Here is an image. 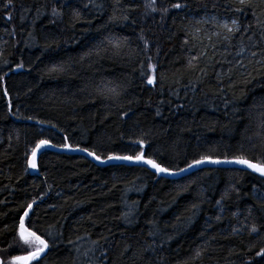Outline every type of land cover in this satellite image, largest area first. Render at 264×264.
I'll return each mask as SVG.
<instances>
[{"label":"trees","instance_id":"1","mask_svg":"<svg viewBox=\"0 0 264 264\" xmlns=\"http://www.w3.org/2000/svg\"><path fill=\"white\" fill-rule=\"evenodd\" d=\"M7 2L0 256L26 254L15 229L35 200L29 226L50 245L40 264H264V177L251 170L205 167L171 179L51 150L38 156V175L29 169L40 140L102 158L135 155L144 140L145 155L174 171L202 156L264 158V23L234 12L235 0H156L155 12L147 0ZM253 4L264 22V4ZM232 19L240 31L229 34L220 25Z\"/></svg>","mask_w":264,"mask_h":264},{"label":"snow or ice","instance_id":"2","mask_svg":"<svg viewBox=\"0 0 264 264\" xmlns=\"http://www.w3.org/2000/svg\"><path fill=\"white\" fill-rule=\"evenodd\" d=\"M236 3L239 4V7L234 9V12L236 13H243L245 9L252 11L253 16L256 18L257 24H262L264 22H261L258 17H256V12L254 11V4L253 0H235ZM261 4H264V0H260ZM12 6V0H8V2L4 5L5 8ZM171 8H182L184 5L180 3L172 4L170 6ZM145 8L148 9L151 12L157 11L156 8V0H147L145 4ZM168 8H164L163 11L165 13L168 12ZM52 14L59 15L60 13L57 11L56 8L52 9ZM77 15H79L77 13ZM9 19H11V16H9ZM124 19H127V16L124 17ZM231 27L227 22H224L222 25H220L223 29L227 30L229 34H234L236 32L240 31V25L238 20L232 19L231 20ZM251 27V26H249ZM247 29H245L246 31ZM227 39V37H226ZM147 46V44H146ZM245 49L241 47L240 51L237 53V56H240L243 54ZM253 56L256 55V53H252ZM195 59V58H193ZM189 65L191 67H194L192 63V59L189 60ZM17 67H23L22 64L17 65ZM149 67L152 69L153 74L150 78H148L147 83L149 85L154 84L156 82V75H155V65H149ZM143 74V73H142ZM246 83H249L250 81H245ZM110 91L115 92V89H111ZM159 115V113H157ZM126 115V114H125ZM29 119H31L29 117ZM261 132L264 133V121H261L259 125ZM260 133H258L259 135ZM65 140H67V137H65ZM51 143V141L48 140H40L36 143L35 147L32 149V159L29 161V166L33 169L37 167L36 163V156L38 150L48 146ZM139 145H141V151L135 155H110L107 157L108 160H123V161H131L138 164H144L147 166H150L152 169L155 170V173H167L170 175L176 174V172L170 168L165 167L162 162H157V159H153L151 157H148L145 155L143 151V145L145 143L144 140L137 141ZM262 143H264V140H262ZM61 147L66 149H72V145L69 143H64L61 145ZM255 147V145H253ZM76 149L79 151L87 152L88 155L93 156L96 160H100L101 162H104L100 155H97L95 151H89L87 147L81 148L79 145L76 146ZM255 161V162H254ZM204 163H212V164H221V163H232L237 165H242L246 169H250L254 173H258L261 177H264V158L261 157H253L250 159L246 154L241 152L240 155L233 156L232 159H228L227 157L224 160L220 159H213L210 156H202L200 159H195L192 161V163L187 164V168H179L176 171L184 172L187 169H191L196 165H201ZM223 199V197H222ZM36 203L35 200H33L31 203L27 204L26 206H21L22 214L18 215V224L16 225L15 229V235L17 238V242L15 247L17 249H22L26 254L24 255H12L9 260H5L2 256H0V264H33V262H36V264H40V261L43 259L44 256L47 255V251L50 250V245L48 240L44 239L42 235H38L39 229L34 230V226H29L31 224V215L33 213V205ZM219 204L220 201H217ZM195 207V206H194ZM252 232H256L257 229L255 226L251 229ZM47 235L51 236V233H47ZM200 252L197 251L196 255L197 257L200 256ZM258 256L264 255V248L260 250V252L257 253Z\"/></svg>","mask_w":264,"mask_h":264},{"label":"water","instance_id":"3","mask_svg":"<svg viewBox=\"0 0 264 264\" xmlns=\"http://www.w3.org/2000/svg\"><path fill=\"white\" fill-rule=\"evenodd\" d=\"M44 150H51V151H55V152H58V153H65V154H72V155H83V156H86L87 158H89L91 161H93L94 163H96L97 165L99 166H109V165H113V164H117V163H126V164H131V165H136V166H142V167H146L152 171L155 172L154 169H152L150 166H147V165H144V164H138V163H134V162H131V161H123V160H108L107 158H102V160L104 162H101L100 160H96L93 156H90L88 155L87 152H83V151H79L77 150L76 148H73L72 149H66V148H63L61 146H56V145H53L52 143H50L48 146L38 150L37 152V156H36V162H37V158L38 156L40 155V153H42ZM121 156V155H120ZM32 159V157H31ZM30 159V160H31ZM213 159H216V158H213ZM220 160H224V159H220ZM205 167H225V168H242V169H246L244 166L242 165H237V164H232V163H221V164H212V163H204V164H201V165H196L194 166L193 168L191 169H187L186 171L184 172H179V171H175L176 174L174 175H170V174H167V173H159V175L161 176H165V177H168V178H171V179H179V178H182L184 176H187L193 172H196L198 171L199 169L201 168H205ZM187 168V167H186ZM29 169L31 171V174L33 175H38L39 174V170H38V167H36L35 169L31 168L29 166ZM250 170V169H248ZM38 202H36L34 205H33V208L34 206L37 204ZM39 235V234H38ZM48 252V251H47Z\"/></svg>","mask_w":264,"mask_h":264},{"label":"bare ground","instance_id":"4","mask_svg":"<svg viewBox=\"0 0 264 264\" xmlns=\"http://www.w3.org/2000/svg\"><path fill=\"white\" fill-rule=\"evenodd\" d=\"M53 144V143H52ZM54 145V144H53ZM31 157H32V154L30 155V158L29 159H31ZM30 161V160H29Z\"/></svg>","mask_w":264,"mask_h":264}]
</instances>
